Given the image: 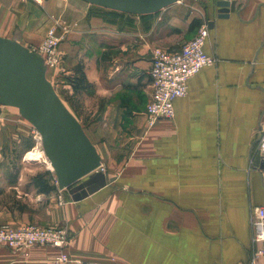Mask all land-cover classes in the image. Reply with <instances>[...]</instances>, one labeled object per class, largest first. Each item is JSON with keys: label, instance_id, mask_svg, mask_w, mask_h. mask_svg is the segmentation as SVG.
<instances>
[{"label": "crops", "instance_id": "1", "mask_svg": "<svg viewBox=\"0 0 264 264\" xmlns=\"http://www.w3.org/2000/svg\"><path fill=\"white\" fill-rule=\"evenodd\" d=\"M214 1L165 8L182 5L185 16L171 13L168 22L188 33L167 41L147 24L154 14L98 7L108 11L103 21L81 0H0L1 37L26 47L60 28L61 82L75 96L69 110L112 180L76 202L54 182L48 192L23 175L0 184V225L67 226L71 234L67 263L40 246L27 257L0 247V264H249L252 210L264 205V169L253 157L264 130V0H233L225 19ZM210 22L203 48L217 62L188 81L172 119L149 125L151 51H177Z\"/></svg>", "mask_w": 264, "mask_h": 264}, {"label": "water", "instance_id": "2", "mask_svg": "<svg viewBox=\"0 0 264 264\" xmlns=\"http://www.w3.org/2000/svg\"><path fill=\"white\" fill-rule=\"evenodd\" d=\"M92 6L143 16L180 0H81ZM216 17L225 19L235 1L215 0ZM212 28V22L209 23ZM0 104L16 108L37 132L57 188L80 201L112 181L101 172L99 155L82 126L46 78L43 59L18 42L0 36ZM264 169V159L260 162Z\"/></svg>", "mask_w": 264, "mask_h": 264}, {"label": "built area", "instance_id": "3", "mask_svg": "<svg viewBox=\"0 0 264 264\" xmlns=\"http://www.w3.org/2000/svg\"><path fill=\"white\" fill-rule=\"evenodd\" d=\"M209 35L207 24L200 25L195 36L181 46L178 51L166 52L153 50L149 78L151 81V95L146 106V119L149 125L159 119L174 117V100L187 94L188 81L203 68L214 65L217 61L213 55L204 51V44ZM59 38L53 29H49L41 44L42 51L58 64L56 47ZM45 64V58L41 56ZM40 140V139H39ZM260 162L264 159V130L257 138L254 156ZM64 199L59 197V203ZM252 242L254 252L249 264H258L264 257V205L253 208L251 214ZM71 234L66 226L41 227L34 224L23 225L18 228L0 227V247L10 250H28L33 247H54L63 250L69 245ZM69 261L65 253L56 258L57 263Z\"/></svg>", "mask_w": 264, "mask_h": 264}, {"label": "rangeland", "instance_id": "4", "mask_svg": "<svg viewBox=\"0 0 264 264\" xmlns=\"http://www.w3.org/2000/svg\"><path fill=\"white\" fill-rule=\"evenodd\" d=\"M94 7L92 8L95 9L94 15L96 18L103 19V21L108 19V15L106 13L108 11L99 9L96 6ZM189 10L190 9L187 8V10H185V13ZM171 13L176 17L185 16L182 11V5L176 4L172 9H168V10L164 9L159 13L146 17V18H151V20H149L150 22L148 21L147 24H150L151 22H153V24L157 23V33L159 39L161 38L167 41L183 40L188 33L182 31L183 29L182 23H178V27H173V25L169 24L168 21H171ZM110 21L116 22L117 18H115L114 20L112 19ZM182 21L183 20H181V22ZM62 27H63L62 30L64 31L63 33H66L68 27L67 26H62ZM49 29H53L59 38V43L56 47V52H55L56 56L59 57L57 53L58 46L63 40L60 35V30H59L60 28L59 27L55 28V26L52 25ZM43 40L44 38L40 43L36 45L26 46V48L36 53L39 56H43L46 59L45 60L46 63L44 64L46 70V78L52 84L55 92L57 93V95L59 96L65 107L69 110L70 103H72L71 101H73V104H75L74 103L75 96H71L69 93V89L65 87L66 86L65 82H61V80H64V77L66 76L65 73L67 70L61 69L63 64L60 60V57L58 60V64H56L49 58V55L47 53L45 54L42 51L41 44ZM155 49H160L166 52H175V51H168V49L161 47L154 48L153 50ZM153 50L151 51V54ZM67 81H68L67 85L70 86L71 84L70 80ZM73 112L71 111V113L76 114L74 110ZM19 124L25 125L26 129L28 130V134L25 133L27 132V130L25 129L23 131L21 129V126H19ZM82 128L85 129L84 126ZM36 149L40 151L42 150L39 141V136L35 131V129L25 119L21 117V115L19 114L16 108L0 104V184H4L5 182H8L10 183V185H16V183L19 182L20 175H23L24 177V180L22 181L23 183L32 181V185L37 184L35 180L41 178L47 181L49 185H51L53 182L56 184L55 176L53 174V171L49 167V163L46 157L44 155L39 157V155L37 154L35 156L31 155V153ZM9 192H10L9 196H12V194H14L13 190H10ZM12 202H16V201L14 200ZM23 225H28V224H21L18 226L1 224L0 227L8 226L9 228H18ZM41 227H51V226H41ZM66 247L63 250L58 249L60 250L58 256H60V254L62 253H65L67 255V253L65 252ZM13 252L22 253L25 257L28 256V253L27 255H25L24 250H16Z\"/></svg>", "mask_w": 264, "mask_h": 264}, {"label": "trees", "instance_id": "5", "mask_svg": "<svg viewBox=\"0 0 264 264\" xmlns=\"http://www.w3.org/2000/svg\"><path fill=\"white\" fill-rule=\"evenodd\" d=\"M197 24H198V20H193L190 24V29L194 28ZM70 82H71L70 85L73 87L75 85L74 81H70ZM35 182H37L36 186L39 188L40 191L48 192L53 189H56L55 186H50L47 181L41 178H39L38 180L36 179Z\"/></svg>", "mask_w": 264, "mask_h": 264}, {"label": "bare ground", "instance_id": "6", "mask_svg": "<svg viewBox=\"0 0 264 264\" xmlns=\"http://www.w3.org/2000/svg\"><path fill=\"white\" fill-rule=\"evenodd\" d=\"M36 154L39 155V157L42 156V155H44L43 152H42V150L40 151V150H38V149L34 150V151L31 153L32 156H35ZM31 155H30V156H31ZM48 163H49V162H48ZM49 167H50V164H49Z\"/></svg>", "mask_w": 264, "mask_h": 264}]
</instances>
